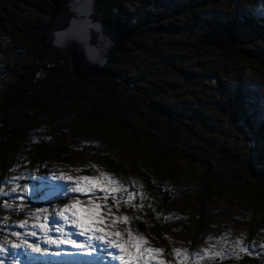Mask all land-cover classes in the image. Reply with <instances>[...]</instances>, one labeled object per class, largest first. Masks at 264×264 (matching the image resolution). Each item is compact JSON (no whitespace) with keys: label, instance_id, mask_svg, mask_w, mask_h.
<instances>
[{"label":"rangeland","instance_id":"rangeland-1","mask_svg":"<svg viewBox=\"0 0 264 264\" xmlns=\"http://www.w3.org/2000/svg\"><path fill=\"white\" fill-rule=\"evenodd\" d=\"M215 1L132 0L126 6L130 16L125 19L115 13L120 22L134 26L137 16L133 12L136 10L140 13L146 10L165 12L166 20L161 25V31L147 37L141 51H130L129 62L122 65V76L134 85V89L142 87L148 95L167 104L170 101L184 117V122H177L172 119L174 117L160 118L138 106L135 109L140 112H135L136 116L132 113L125 116L132 125L140 128L142 134L149 131L155 137L168 135L167 140H170L176 131H185L182 143L187 151L171 161L173 180H169L171 173L166 167L145 165L139 155L126 150L119 140L102 142L91 134L81 132L78 123L72 120L77 118V114L69 108L63 109L66 104L62 102L61 119L65 123L57 140L62 145L64 157L49 161L48 174L43 177H34V167L22 160L12 159L9 169L1 167L0 176L3 172L4 176L0 177V189L7 192L16 187L17 193L9 196L7 201L14 209L18 205L21 207L15 212L6 208L1 210L0 239L7 237L11 231L22 232V229L12 226L26 219L33 222L29 214L37 213L39 209L46 210L40 213L41 216L48 215L50 220L55 217L62 222L58 213L66 205L79 199L87 206L91 199L93 203L108 206L100 209L101 214L111 209L105 217L106 222L114 217H128L126 223L117 220L108 231H119L126 236L130 230L134 235L143 236L148 240L146 247L164 250L159 259L168 264H177L173 249H180L188 255L186 264H254L251 261L253 257L258 259L259 264H264V188L258 191V182L255 183L253 177L259 174L262 176L260 179L264 178V144L254 141L247 126V120L256 122L264 113V28L257 26L255 31L250 30L244 37L235 40V48L239 50L237 58L224 57L223 52H230L201 42L207 32L204 30L207 22L222 20L228 25L242 20L238 7L258 19L264 18V0ZM193 4L201 7L199 12L191 10ZM48 17L49 12L39 0H0L2 80L6 81L10 72L13 73L27 60L33 49L32 29L41 26ZM122 90L134 98L141 95L136 90ZM92 93L88 88L84 101L80 102H90ZM188 115H201L206 124L200 123L202 120L190 121L186 118ZM187 120L189 125L185 124ZM220 145L226 146L223 148L225 151L218 148ZM94 149L109 151L106 153L115 158L110 163L117 161L122 169L118 168V164L112 169L104 167L105 164L96 161ZM223 157H233L241 165L235 166ZM204 160L207 161L205 164L212 161L219 167L220 179L213 185L215 191L212 197L199 203L192 195L197 193V185L206 168L203 167ZM82 168H92L94 173ZM141 168L163 189L170 191L171 201L165 212L161 209L160 193L156 188L144 192L145 178L142 175L138 177L142 173ZM101 173L135 193L134 199L147 197L146 208L137 213L132 208L133 211L130 210L131 205H138L136 200L123 202L120 198L123 191L109 193L107 200L103 199L104 193L93 195L91 192L81 194L71 191L76 178L99 177ZM126 175L133 190L127 183L125 186L122 183ZM138 190L140 194L136 195ZM113 195L120 201L118 205L113 203ZM0 199L4 201L5 197L0 196ZM201 207L205 210L201 211ZM4 217L8 219H2ZM158 219L163 222L162 234L154 225ZM32 239L28 237V240ZM78 239L84 240V237ZM18 242L12 237L5 240V243ZM44 247L47 246L43 245L42 250ZM203 249L208 250L207 254ZM11 251L9 249L8 253L0 255V261L10 264ZM15 251L19 254L18 264H123L115 250L105 252L102 247L88 256L70 246L52 247L45 255L32 253L30 249L27 252L23 249ZM216 252H221V255H215Z\"/></svg>","mask_w":264,"mask_h":264},{"label":"trees","instance_id":"trees-1","mask_svg":"<svg viewBox=\"0 0 264 264\" xmlns=\"http://www.w3.org/2000/svg\"><path fill=\"white\" fill-rule=\"evenodd\" d=\"M39 1L46 7L48 12L51 11L52 3L50 0ZM102 1L106 4V16L111 21L120 22L116 18V12L125 19L130 16L126 6L132 0ZM217 1L223 2V0H216L215 2ZM200 9L201 7L193 4L191 10L197 13ZM139 11L133 12L137 16L134 27H136L138 35L128 44L126 51L115 53L111 65L112 73L107 76L88 78L83 81H79L74 77L71 59L67 52L45 48L40 41V25L32 29L34 38L33 49L27 55V60L21 63L19 68L13 73L10 72V77L6 81L0 78V170L1 167L2 169H9L10 167L8 166H11V160L16 159V161H26L28 166L34 167L36 171L34 177H43L48 174L47 163L49 161L64 157L62 145L57 140L58 133L62 132V126L65 123L61 119L60 110L63 102L66 104L63 109L69 108L77 114V118L72 120L78 123L77 127L81 129V132L91 134L102 142L119 140L126 150L139 155L145 161V165L152 168L166 167L168 172L171 173L169 180H173L174 169L171 161L176 155L187 151L182 143V135L185 134V131H178V133L176 131V134H172L171 139L167 140L168 135H166L167 137H155L149 131L143 132V134L140 133V128H136L125 118L129 113L136 116L135 112H140V110L135 109L138 106L142 110L147 109L154 112L160 118L171 119L174 117L172 119L177 120V122H184V117L172 107L170 101H168V104L164 103L154 96L148 95V92L144 91L142 87L137 86L134 89V85H130L128 80L122 76L124 72L122 65H126L129 62L128 55L130 51H141L144 46V40L147 37L158 34L162 29V23L166 20L165 12L163 11L146 10L142 13ZM237 11L243 18L242 20L228 25L222 20L219 22H205L204 30L208 33H213L212 31H217L218 29L240 25L250 27L251 31H255L257 26L264 28V18L258 19L254 14L249 13L242 7H238ZM242 12L244 13L242 14ZM49 20L50 18L48 17L43 24ZM257 20H261V22H257ZM122 23L127 24L125 21ZM236 48L230 53L223 52V56L227 58L239 57V50ZM88 88L93 91L92 98L86 104L81 103V100L84 101L83 96ZM122 89L136 90L141 95L134 98L135 96L131 97L128 92H124ZM178 117L180 118L178 119ZM186 118L190 121L193 119L197 121L202 120L203 117L201 115H188ZM188 120L185 122L187 125H189ZM247 122L250 133L255 139L254 141H257V144H264V113L258 121L251 123L247 120ZM200 123L206 124L204 120ZM168 129L171 130V128ZM164 140L168 141L169 144H166ZM229 142L231 143L230 140ZM220 146L218 148H222L220 149L222 152L225 151L223 148L226 146ZM106 152L109 151L100 152V150L94 149L93 154L96 157V161L103 165L105 164L104 167L107 169H112L117 164L118 168L122 169L121 164L117 161L114 164L110 163L115 158L111 153L107 154ZM223 158L235 166L241 165V162L234 160L233 157ZM200 162L202 163L201 160ZM206 162L205 160L203 161L204 164ZM204 164L203 167L205 166L206 168L202 173L200 184L197 185V193L192 195L199 203L212 197L215 191L213 185L220 179L219 167L216 164L212 163V161ZM82 169L94 173L92 168ZM140 171L142 173L137 175L139 178L141 175L145 178L144 192H149L156 188V191L160 193L161 209L165 212L164 209L169 206L171 201L170 191L163 189L149 174L146 175L142 168ZM10 173L11 171L7 175ZM1 176H4V172ZM253 177L254 182H258V191L262 190L264 188V178L260 179L262 176L259 174L257 176L255 174ZM128 178L126 175L122 179V183L124 186L127 183L129 189L133 190ZM128 192H123V195H120L123 202L129 201ZM139 194L140 191H136V195ZM132 200H136L135 203L138 206L134 207L131 205L129 209H133L135 213L143 207L146 208L147 197L142 199L139 196ZM2 202L3 199H0V203ZM140 204L143 207L139 206ZM201 208V211L205 210L203 207ZM2 209L0 208V214H2ZM155 221V227L162 234V219ZM251 261L254 264H259L257 258L253 257Z\"/></svg>","mask_w":264,"mask_h":264},{"label":"snow or ice","instance_id":"snow-or-ice-1","mask_svg":"<svg viewBox=\"0 0 264 264\" xmlns=\"http://www.w3.org/2000/svg\"><path fill=\"white\" fill-rule=\"evenodd\" d=\"M76 3V11L80 19L74 21L72 28L62 33L61 36L65 40L86 42L89 30L97 26L92 25L88 20L90 0H76ZM61 179H64V177H61ZM67 179L72 180L73 178L67 177ZM67 190L66 188L65 191ZM24 191L26 192L27 189L25 188ZM71 191L81 194L91 192L93 195H96L97 192L104 193V200L108 199L109 193L128 192L126 188L119 186L117 180L105 173H101L99 177L80 176L76 178L75 187L71 188ZM13 193H17L16 187L7 192L0 189V196L5 197V200L0 203V208H6L13 212L20 209L21 205L14 209L7 201V198L12 196ZM134 196L135 193L128 192L129 201ZM112 200L114 204L118 205L120 203L115 195L112 196ZM127 202L125 201V203ZM140 206L143 207V205ZM102 207L108 208L106 204L93 203L91 199L88 200L87 206H84L79 199H74L71 204L66 205L59 211L58 214L62 218V222L56 220L55 217L50 220L48 215L41 216L40 213L46 210L39 209L37 213L29 214V218L33 222L30 223L29 219H26L12 226L22 229V232L11 231L7 237L0 239V255L8 253L11 249L10 264H18L19 254L15 251L18 249H23L25 252L30 249L32 253L45 255L52 247L59 249L61 246H70L88 256L102 247L105 252L108 249L115 250L123 264H168L167 261L159 259L164 250L146 247L148 240L143 236L134 235L130 230L127 231L126 236L119 231H108L107 229L115 224L117 220L126 223L128 217H114L111 221L106 222L105 217L111 213V209L109 208L107 213L101 214L100 209ZM2 219L8 218L4 217ZM29 236L33 239L28 240ZM8 237L15 238L19 242L5 243ZM78 237H84V240H80ZM43 245L47 247L42 250ZM203 251L206 254L208 252L207 249H203ZM241 251H245V249L241 248ZM173 253L177 257V264H186L189 259L188 255L182 253L180 249H173ZM215 255H221V252H216ZM0 264H4V262L0 261Z\"/></svg>","mask_w":264,"mask_h":264},{"label":"water","instance_id":"water-1","mask_svg":"<svg viewBox=\"0 0 264 264\" xmlns=\"http://www.w3.org/2000/svg\"><path fill=\"white\" fill-rule=\"evenodd\" d=\"M50 2V20L39 27L42 46L53 51H66L71 59L73 75L79 81L110 75L115 53L128 49V44L138 35L136 27L111 21L106 16L105 2L90 0L88 20L97 27L89 30L86 42L65 40L61 34L69 31L73 22L80 19L76 0ZM250 30L246 25L226 27L218 32L205 33L201 42L232 52L236 47L235 40L244 37Z\"/></svg>","mask_w":264,"mask_h":264}]
</instances>
